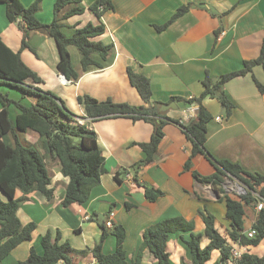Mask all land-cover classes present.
Returning <instances> with one entry per match:
<instances>
[{
    "label": "crops",
    "instance_id": "crops-1",
    "mask_svg": "<svg viewBox=\"0 0 264 264\" xmlns=\"http://www.w3.org/2000/svg\"><path fill=\"white\" fill-rule=\"evenodd\" d=\"M34 1L21 0L25 6H30ZM56 1L41 2L37 12L40 21L51 23L54 20ZM95 1L69 3L59 14L65 16L75 8L83 9V12L72 13L62 20L64 34L72 36L77 28L89 22L95 25L102 22L105 32L92 40L113 45L104 67L91 71L83 70L80 51L70 45L72 64L79 73L76 81L67 79L59 71L58 44L46 28L29 32L27 41L35 52L30 47H22L24 31L17 23L9 21L6 5L0 2V38L15 52L19 51L23 61L41 78L39 82H28L53 92L79 116L85 114L78 100L83 94L98 100L110 98L115 102L143 105L141 95L130 82L128 67L150 79L153 101L166 102L172 96L200 95L207 73L217 79L223 74L242 69L245 60L257 58L262 49L264 0H110L112 5L103 11L101 19L90 9ZM190 3L193 5L187 12L164 29H159L170 21L182 5ZM255 79L264 86V64H257L248 74L226 82V94L234 104L230 114L217 97L203 100L213 115L208 123L206 147L218 159L237 162L252 173L264 175V91L259 89ZM0 88L18 92L17 100L21 99L23 103L35 102L34 96H24L15 88L6 85ZM13 105L9 106V111L10 117L15 120L19 109ZM163 112L181 122H187L196 115L195 108H170ZM89 127L96 132L105 158L106 171L101 175L100 184L92 189L87 202L64 205L70 178L62 173L60 164L48 156L51 176L48 187L53 189V196L48 198L40 191L27 194L19 189L16 191L15 197L21 199L18 216L22 223L33 222L37 227L32 239L15 247L5 258L4 264H21L28 259L32 248L42 254V237L48 231L52 232L53 238L59 231L62 240L71 243L73 251L70 257L74 264H94L93 248L101 242L102 224L112 210L115 211L114 227L124 229L121 243L129 261L141 246L145 230L165 218L183 216L193 221L195 231L203 234L201 246L205 247L210 239L205 234L206 224L199 212L207 210L216 217L219 231L228 236L230 224L223 197L226 192L220 193L211 183H202L193 175V171L203 176L216 171L205 155H194L192 168H185L192 154V142L179 124L168 122L164 125L157 157L141 168L137 179L129 170L122 174L121 180L116 178L117 172L130 169L146 156L140 143L150 141L153 124L144 119L117 116L89 121ZM21 138L39 146L38 135L32 130L23 132ZM7 139L14 143L11 135ZM146 185L160 189L164 194L150 201L145 194ZM259 212L255 204L245 207L244 232L253 227ZM108 229L113 230V227ZM188 235L178 232L168 240L167 250L172 264L184 261L192 264L183 241V237ZM117 242V236L111 231L102 242L104 252L115 251ZM230 243L242 252L264 254V238L256 246H244L235 241ZM220 257L221 252L215 249L205 264H215ZM142 263L158 264V259L145 250ZM225 263L237 264L232 258Z\"/></svg>",
    "mask_w": 264,
    "mask_h": 264
},
{
    "label": "trees",
    "instance_id": "trees-1",
    "mask_svg": "<svg viewBox=\"0 0 264 264\" xmlns=\"http://www.w3.org/2000/svg\"><path fill=\"white\" fill-rule=\"evenodd\" d=\"M43 0H35L30 6H25L21 0H0L5 3L7 17L11 22H18L24 31L22 47H30L27 39L32 29L46 28L56 40L60 52L58 63L59 71L69 80L76 81L79 73L72 64L69 46L74 45L81 54V63L84 71L101 69L104 61L109 57L113 45L102 41H93L92 38L105 32V25L89 22L84 27L77 28L72 36H66L62 30V20L72 13L83 12L81 8H75L65 16H60V10L69 3H77L81 0H57L54 5L55 18L51 23L39 20L37 12ZM110 0H96L90 5L96 16L101 19L105 9L111 7ZM193 4L182 5L172 16L169 22L159 27L164 29L167 25L189 10ZM98 56L99 58H96ZM257 64H264V41L260 55L255 59L245 60L242 69L229 72L214 79L208 73L203 84L204 90L198 96L183 97L172 96L168 101L152 100L153 90L150 79L142 73L127 68L131 84L138 90L144 103L135 106L127 102H115L112 99L98 100L97 98L83 94L78 97L84 107V116H79L69 110L64 101L51 91L29 83L28 80L39 82V74L30 68L22 59L21 53L15 52L0 38V86L6 85L19 90L24 96H34L35 102L23 103L15 100L7 93L0 91V264H4L5 258L20 243L32 239L36 229V223L23 224L18 216V208L21 199L15 197L19 189L24 194L40 191L48 198L53 196V189L49 188L51 176L48 169L47 157L56 160L61 171L70 178L65 190L63 204H83L90 199L92 189L101 182V175L106 171L105 158L98 143L96 132L89 127V121L127 116L134 120L144 119L154 126V131L149 142L140 143L146 156L134 163L130 169L117 172L116 178L121 180L123 173L133 171L137 179L139 171L145 165L153 162L158 154V146L164 136V125L168 122L179 124L192 142V154L185 164V168H192V157L198 153L205 155L214 165L215 172L209 176H203L198 171L193 175L202 183H211L220 193H225L223 183L227 177L237 179L249 187V191L234 198L224 194L226 203V217L229 220L230 229L228 236H224L216 227V217L207 210H200L206 228L205 234L210 242L207 246H201L203 234L195 231L193 221L183 216H175L159 220L149 226L143 236V242L135 257L129 261L122 249L124 229L121 226L109 230L106 224H102L103 233L101 242L93 248L96 258L94 264H143L142 257L145 250H149L157 259L158 264H172L170 253L167 250V242L174 233L185 232L189 235L183 237L184 243L190 253L192 264H205L210 260L213 250L221 252L220 260L215 264H226L231 259L232 244L238 242L244 246H256L264 238V208L253 227L257 234L249 237L244 232V215L247 205H256L259 193L264 198V175L255 174L244 169L239 163L228 159H218L211 154L206 147L208 136V123L213 115L205 107L203 100L206 97H217L225 107L227 114L232 112L233 102L227 96L225 84L230 79L246 75ZM259 89L264 91V86L255 79ZM23 96V97H24ZM188 102L196 103V115L187 122L173 119L167 112L160 111L163 103ZM14 104L19 113L15 120L10 117L9 106ZM84 120L83 123L80 120ZM32 130L38 135L39 146L24 141L21 138L23 132ZM11 135L14 143L8 141ZM260 186V188H259ZM146 197L150 201L157 200L164 192L152 186H144ZM5 194H3L2 192ZM117 236V248L115 251L105 253L102 242L110 232ZM43 253L39 254L32 248L28 259L21 264H74L70 252L73 251L69 241H63L58 231L53 238L51 231L42 237ZM237 264H264V254L258 255L249 251L243 252L236 260ZM181 264H189L182 262Z\"/></svg>",
    "mask_w": 264,
    "mask_h": 264
},
{
    "label": "built area",
    "instance_id": "built-area-1",
    "mask_svg": "<svg viewBox=\"0 0 264 264\" xmlns=\"http://www.w3.org/2000/svg\"><path fill=\"white\" fill-rule=\"evenodd\" d=\"M80 122L83 123L84 120L82 119V120H80ZM248 191H249V189L248 190L242 189V191L239 192V196L246 194ZM254 194L258 198L257 204H256V209L258 211H261L264 208V198H262L259 193H255L254 192ZM114 216H115V211L114 210H112V211H110L108 213L107 220L105 222V224H106V226L108 228L114 227V224H113ZM247 234H248L249 237H254L257 234V231H256V229L254 227H252L247 232ZM242 253L243 252L239 248H237V247H232V249H231V257L235 261L242 256Z\"/></svg>",
    "mask_w": 264,
    "mask_h": 264
},
{
    "label": "rangeland",
    "instance_id": "rangeland-1",
    "mask_svg": "<svg viewBox=\"0 0 264 264\" xmlns=\"http://www.w3.org/2000/svg\"><path fill=\"white\" fill-rule=\"evenodd\" d=\"M12 23L18 24V22H12ZM18 26L20 27L19 24H18ZM20 29H22V28L20 27ZM0 91H2L4 93H8L9 97L12 99H15V100L18 99V92L14 91V90H11L8 88H0ZM13 106L15 107V105H13ZM223 187L225 189V192L232 197H239V192L242 191V189H246V190L249 189V187L246 186L243 182H241L235 178L231 179V177H227L225 179V181L223 183Z\"/></svg>",
    "mask_w": 264,
    "mask_h": 264
},
{
    "label": "water",
    "instance_id": "water-1",
    "mask_svg": "<svg viewBox=\"0 0 264 264\" xmlns=\"http://www.w3.org/2000/svg\"><path fill=\"white\" fill-rule=\"evenodd\" d=\"M196 106H197L196 103L175 102V101H173V102H171L169 104H163V105H161L160 110L161 111H167L170 108H172V109H178V108H195Z\"/></svg>",
    "mask_w": 264,
    "mask_h": 264
}]
</instances>
